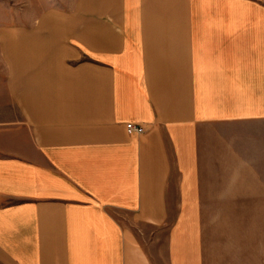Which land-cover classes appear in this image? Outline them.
Here are the masks:
<instances>
[{
  "label": "crops",
  "instance_id": "obj_1",
  "mask_svg": "<svg viewBox=\"0 0 264 264\" xmlns=\"http://www.w3.org/2000/svg\"><path fill=\"white\" fill-rule=\"evenodd\" d=\"M0 62V264H236L216 207L264 264V0H70Z\"/></svg>",
  "mask_w": 264,
  "mask_h": 264
},
{
  "label": "rangeland",
  "instance_id": "obj_2",
  "mask_svg": "<svg viewBox=\"0 0 264 264\" xmlns=\"http://www.w3.org/2000/svg\"><path fill=\"white\" fill-rule=\"evenodd\" d=\"M70 0H0V28L10 25L20 23L22 21H28L34 19L39 12L42 10L53 7V6H64L67 7ZM3 66L0 62V102L4 100V90H3ZM0 119H4L3 107L0 105ZM254 222V221H253ZM250 216L245 213V207H216V232L221 233L219 239L222 242L231 241L228 238V233H232L233 236H241L240 238H233L241 241L240 247L237 248L236 253H225L221 252L216 255L217 258L221 260H226L228 263L234 262L236 264L248 263L250 259V253L245 252L246 247L244 235L248 230H253V235L255 230L259 228V223L254 222L253 227ZM237 234V235H236ZM259 240L254 235V247L252 253V264H261L260 248L255 244Z\"/></svg>",
  "mask_w": 264,
  "mask_h": 264
},
{
  "label": "built area",
  "instance_id": "obj_3",
  "mask_svg": "<svg viewBox=\"0 0 264 264\" xmlns=\"http://www.w3.org/2000/svg\"><path fill=\"white\" fill-rule=\"evenodd\" d=\"M125 129L128 134H140L144 131L143 127L133 122H126Z\"/></svg>",
  "mask_w": 264,
  "mask_h": 264
}]
</instances>
